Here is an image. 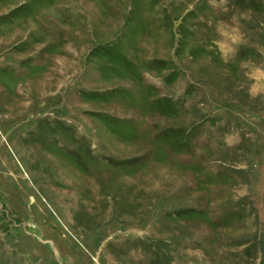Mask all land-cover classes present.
Returning <instances> with one entry per match:
<instances>
[{
	"label": "rangeland",
	"instance_id": "1",
	"mask_svg": "<svg viewBox=\"0 0 264 264\" xmlns=\"http://www.w3.org/2000/svg\"><path fill=\"white\" fill-rule=\"evenodd\" d=\"M0 264H264V0H0Z\"/></svg>",
	"mask_w": 264,
	"mask_h": 264
}]
</instances>
